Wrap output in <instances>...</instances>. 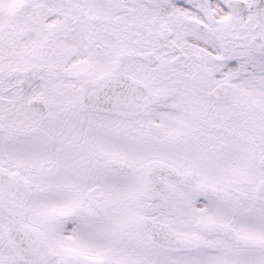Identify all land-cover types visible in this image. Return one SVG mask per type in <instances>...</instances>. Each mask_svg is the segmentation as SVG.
<instances>
[{"label": "snow or ice", "instance_id": "6c2138e0", "mask_svg": "<svg viewBox=\"0 0 264 264\" xmlns=\"http://www.w3.org/2000/svg\"><path fill=\"white\" fill-rule=\"evenodd\" d=\"M0 264H264V0H0Z\"/></svg>", "mask_w": 264, "mask_h": 264}]
</instances>
